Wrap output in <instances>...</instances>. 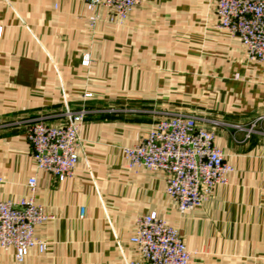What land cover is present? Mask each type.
Instances as JSON below:
<instances>
[{
  "label": "crops",
  "instance_id": "crops-1",
  "mask_svg": "<svg viewBox=\"0 0 264 264\" xmlns=\"http://www.w3.org/2000/svg\"><path fill=\"white\" fill-rule=\"evenodd\" d=\"M216 9L217 0H142L119 25L100 8L91 27L87 0H0V201L31 198L34 178L50 216L34 231L45 252L19 263L0 249V264L140 261L131 240L152 212L179 231L189 264H264V136L243 141L228 127L264 115V69L218 29ZM81 110L79 162L59 182L37 168L27 122L61 126ZM163 113L198 117L233 168L185 214L163 171L131 168L123 153Z\"/></svg>",
  "mask_w": 264,
  "mask_h": 264
},
{
  "label": "built area",
  "instance_id": "built-area-1",
  "mask_svg": "<svg viewBox=\"0 0 264 264\" xmlns=\"http://www.w3.org/2000/svg\"><path fill=\"white\" fill-rule=\"evenodd\" d=\"M142 0H87L92 13L89 25L100 20V8L107 10V21L122 24L133 7ZM217 27L242 41L250 61L264 69V0H217ZM1 34V30H0ZM91 59L84 56L83 65ZM86 97H90L87 95ZM88 112L68 111L66 123L51 126L44 118L27 122V139L32 158L41 171L59 182L71 177L79 162V140ZM243 141L254 135L264 136V115L247 125L228 126ZM215 135L200 123L198 117L183 113H163L148 136L134 147L125 148L124 156L131 168H146L166 174V194L177 202L182 214L203 206L214 188L225 185L233 168L214 144ZM31 198L18 203L0 201V249L15 251L17 262H24L28 252L37 248L41 253L47 245L35 237L36 226L50 216L34 201L36 180H29ZM141 260L128 264H189L192 256L178 230L160 219L155 212L138 219L131 240Z\"/></svg>",
  "mask_w": 264,
  "mask_h": 264
}]
</instances>
